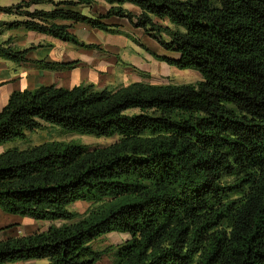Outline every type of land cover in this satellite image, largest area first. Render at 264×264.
<instances>
[{
    "label": "trees",
    "instance_id": "16d2710c",
    "mask_svg": "<svg viewBox=\"0 0 264 264\" xmlns=\"http://www.w3.org/2000/svg\"><path fill=\"white\" fill-rule=\"evenodd\" d=\"M96 1H23L0 8L17 16L0 29L97 49L58 22L112 32L105 19H127L178 56L154 54L158 61L201 81L14 92L0 110V147L48 126L118 139L105 148L48 142L0 154V211L63 223L0 242V264H98L111 254L112 264H264V0H102L111 8L98 19L70 10ZM41 4L55 9L31 11ZM34 49L10 39L0 58L52 72L77 66L29 61ZM78 202L90 205L84 215L70 209ZM113 233L130 239L94 248Z\"/></svg>",
    "mask_w": 264,
    "mask_h": 264
},
{
    "label": "crops",
    "instance_id": "0c3cea01",
    "mask_svg": "<svg viewBox=\"0 0 264 264\" xmlns=\"http://www.w3.org/2000/svg\"><path fill=\"white\" fill-rule=\"evenodd\" d=\"M23 1L29 0H0V8H10ZM110 8V5L98 0L89 7L78 6L72 7L70 10L90 19H98L107 15ZM122 8L135 17L141 14V10L131 4H125ZM54 9L53 5L41 4L32 7L31 11L50 12ZM16 20L17 16L15 15L0 13V23ZM103 23L109 26L112 32L100 31L87 24L58 22L61 25L72 26L69 30L71 34L86 45L97 46V49H84L24 29L1 28L0 44L12 39V43L16 47L24 50L33 48L29 45L34 43L35 39L37 40L36 44H39L37 46L39 48L27 55L29 61L59 64L77 63V66L71 70L52 72L42 70L33 64L17 65L0 58V110L7 104L14 92L34 90L41 86L56 85L59 88L72 89L85 84L93 85L96 89L101 90L128 86L133 83L168 85L161 83L164 78L176 77L182 72H190L178 70L158 61L154 54L174 59H177L178 56L163 50L157 41L147 36L143 29L134 28L127 19L111 17L105 19ZM22 36L26 37L25 42L20 41ZM43 77H48L51 81H41ZM33 81L38 84L34 86V83L31 84ZM3 152L4 150L0 148V154ZM27 219L33 221L29 218L7 215L0 211V242L14 236H26L18 235V231L21 232V226L24 223L22 221ZM11 226L14 227L7 229ZM45 231L47 229L41 232Z\"/></svg>",
    "mask_w": 264,
    "mask_h": 264
},
{
    "label": "rangeland",
    "instance_id": "374dc122",
    "mask_svg": "<svg viewBox=\"0 0 264 264\" xmlns=\"http://www.w3.org/2000/svg\"><path fill=\"white\" fill-rule=\"evenodd\" d=\"M26 37L22 36L20 41L25 42ZM30 43V42H29ZM37 40L35 39L34 43H30L29 47L33 48L39 46L37 45ZM39 48V47H38ZM36 48V49H38ZM148 79V78H145ZM50 82L51 79L48 77H43L41 81ZM164 81L161 83L171 84V85H181V84H195L201 80V76L198 72L190 71V72H182L181 75H177L176 77L164 78ZM34 83V84H33ZM34 86H36L37 82H32ZM115 89V88H114ZM118 138H96L92 136L78 135V134H66L62 132L59 128L48 126L44 130H40L34 133H29L27 135V139L22 142H14L6 144L0 148L5 151L17 148V149H26L29 147L39 146L48 142H78L82 145L95 147V148H105L113 144ZM3 152V153H4ZM89 208L88 203L80 202L72 205L70 209L73 212H77L80 215H84ZM23 226L21 232L18 231V235H31L37 232L44 231L48 229L49 226L55 225L60 227L62 222H33L30 220H23ZM20 227V226H18ZM130 237L125 234L113 233L105 236L98 242L94 244V248L96 250H104L106 248H117L123 245L126 241H128ZM112 254L109 256H105L98 264H112ZM17 264H49L47 261H30L26 263H17Z\"/></svg>",
    "mask_w": 264,
    "mask_h": 264
}]
</instances>
